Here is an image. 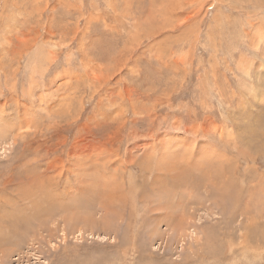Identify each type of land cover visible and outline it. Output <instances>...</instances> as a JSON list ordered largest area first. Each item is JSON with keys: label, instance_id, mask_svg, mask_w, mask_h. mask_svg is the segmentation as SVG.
Masks as SVG:
<instances>
[{"label": "rangeland", "instance_id": "obj_1", "mask_svg": "<svg viewBox=\"0 0 264 264\" xmlns=\"http://www.w3.org/2000/svg\"><path fill=\"white\" fill-rule=\"evenodd\" d=\"M0 264H264V0H0Z\"/></svg>", "mask_w": 264, "mask_h": 264}, {"label": "bare ground", "instance_id": "obj_2", "mask_svg": "<svg viewBox=\"0 0 264 264\" xmlns=\"http://www.w3.org/2000/svg\"><path fill=\"white\" fill-rule=\"evenodd\" d=\"M164 163V162H163Z\"/></svg>", "mask_w": 264, "mask_h": 264}]
</instances>
